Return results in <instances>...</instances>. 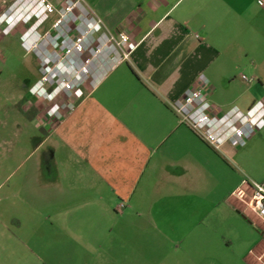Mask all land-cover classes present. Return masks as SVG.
Here are the masks:
<instances>
[{
  "label": "crops",
  "instance_id": "obj_1",
  "mask_svg": "<svg viewBox=\"0 0 264 264\" xmlns=\"http://www.w3.org/2000/svg\"><path fill=\"white\" fill-rule=\"evenodd\" d=\"M86 1L131 57L82 90L60 125L41 129L47 136L38 146L49 148L37 165L39 197L48 199L45 223L56 255L46 258L50 250L39 254L21 242L29 255L42 264H119V220L139 219L144 252L148 232L158 226L145 222L146 210H188L194 217L198 210H232L241 221L263 225L243 201L251 199L248 178L264 184V130L246 148L217 151L171 103L198 88L201 76L214 104L247 111L264 101V7L257 0ZM243 70L252 81L242 75L238 84ZM260 234L246 257L255 264H264ZM167 239L174 246L189 237ZM127 255L126 264H137L133 252Z\"/></svg>",
  "mask_w": 264,
  "mask_h": 264
},
{
  "label": "rangeland",
  "instance_id": "obj_2",
  "mask_svg": "<svg viewBox=\"0 0 264 264\" xmlns=\"http://www.w3.org/2000/svg\"><path fill=\"white\" fill-rule=\"evenodd\" d=\"M15 1L0 0V15ZM49 27L47 24L45 29ZM23 32L24 28L18 27L5 36L0 29V264H42L38 255H29L21 244L24 241L30 248L36 247L39 254L50 250L42 255L46 258L56 255L54 249H50L52 244L45 223L50 207L46 197H39L42 193L37 171L39 161L48 158L49 146H38L40 138L47 136L41 129L49 122L46 119L48 102L29 93L42 78L41 64L34 54H27L22 49L20 37ZM100 72L94 70L93 79L98 78ZM242 75L252 78L250 71L243 70L239 72L237 83ZM87 88H90L89 84L82 90ZM215 104L224 112L235 106H223L220 101ZM38 114L41 115L40 125L36 123ZM60 124L53 123L52 126ZM37 210L42 213L36 215ZM124 212L126 210H117L120 216ZM194 213L146 210L145 222L158 226L148 232L149 242L144 252L137 245L142 240L139 219L135 216L120 219L119 264L127 263L130 252L134 253L137 264H255L256 260L250 262L246 257L250 255L249 250L262 241L261 223L252 224L249 219L241 221L232 210H198L199 215L195 217ZM133 228L136 229L134 232L131 231ZM172 235H185L189 239L173 246L167 239Z\"/></svg>",
  "mask_w": 264,
  "mask_h": 264
},
{
  "label": "built area",
  "instance_id": "obj_3",
  "mask_svg": "<svg viewBox=\"0 0 264 264\" xmlns=\"http://www.w3.org/2000/svg\"><path fill=\"white\" fill-rule=\"evenodd\" d=\"M264 7V0H257ZM50 24L49 29H45ZM24 28L20 40L27 54L40 60L42 78L30 95L48 102L46 119L62 123L77 108L75 98L86 85L94 89L111 71L130 61L131 52L111 31L86 0H66L55 6L49 0H16L0 15L5 36ZM94 70L101 71L94 78ZM244 80L251 82L246 76ZM199 87L171 103L180 120L217 151L228 144L244 148L264 130V101H256L247 111L234 106L221 111L208 97L209 82L199 78ZM251 190L249 210L262 221L264 237V184L247 179ZM121 205L119 210H123Z\"/></svg>",
  "mask_w": 264,
  "mask_h": 264
}]
</instances>
